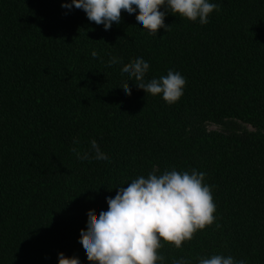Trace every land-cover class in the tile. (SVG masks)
<instances>
[{"label": "trees", "instance_id": "trees-1", "mask_svg": "<svg viewBox=\"0 0 264 264\" xmlns=\"http://www.w3.org/2000/svg\"><path fill=\"white\" fill-rule=\"evenodd\" d=\"M211 2L206 24L169 13L149 34L123 10L105 30L61 0H0V264H57L58 251L90 264L78 244L87 214L116 186L172 168L204 172L215 211L179 248L161 240L163 264H264V0ZM137 56L145 80L184 76L179 100L117 88ZM214 118L255 131L204 130ZM91 139L109 163L77 159Z\"/></svg>", "mask_w": 264, "mask_h": 264}, {"label": "clouds", "instance_id": "clouds-1", "mask_svg": "<svg viewBox=\"0 0 264 264\" xmlns=\"http://www.w3.org/2000/svg\"><path fill=\"white\" fill-rule=\"evenodd\" d=\"M61 7L83 10L86 18L108 30L121 22V10L135 15V25L149 34L158 29L167 30L166 14L178 13L203 25L208 15L219 6L211 0H61ZM93 57L97 52H91ZM116 56H109L106 64H120ZM148 62L137 56L121 67L125 82L117 87L125 95L131 94L128 81L144 93L159 94L168 104L175 103L183 94L185 78L169 69L166 75L145 80ZM75 143V142H74ZM90 152L72 149L77 159H95L109 163L95 139L89 141ZM205 173L196 169L177 171L175 168L161 173L150 171L147 176H137L122 187L116 186L114 196H105L106 210L87 214L86 230H81L78 244L90 264H163L164 257L157 249L161 240L179 248L182 241L190 240L197 229L212 223L215 204L209 185L203 182ZM57 264H80L77 257L57 252ZM171 264H189L184 258L173 259ZM196 264H246L231 255L213 254L200 257Z\"/></svg>", "mask_w": 264, "mask_h": 264}, {"label": "rangeland", "instance_id": "rangeland-1", "mask_svg": "<svg viewBox=\"0 0 264 264\" xmlns=\"http://www.w3.org/2000/svg\"><path fill=\"white\" fill-rule=\"evenodd\" d=\"M201 126L206 131L219 130L229 133H236L242 136L255 131V128L248 123L233 118H214L204 121Z\"/></svg>", "mask_w": 264, "mask_h": 264}]
</instances>
